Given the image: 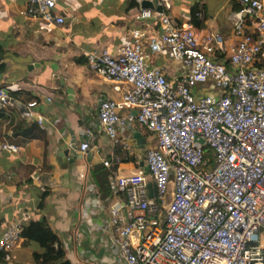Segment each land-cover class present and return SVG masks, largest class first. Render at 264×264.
<instances>
[{
    "label": "built area",
    "instance_id": "built-area-1",
    "mask_svg": "<svg viewBox=\"0 0 264 264\" xmlns=\"http://www.w3.org/2000/svg\"><path fill=\"white\" fill-rule=\"evenodd\" d=\"M58 3L28 0L24 14L59 27L66 17ZM238 3L237 41L229 46L215 34L201 35L192 22L175 21L163 7L140 12L159 20V34L147 43L136 30L118 54L105 48L87 56L93 70L124 87L120 100L99 103L106 134L118 141L119 129L139 123L155 138L145 153L147 173L112 175V191L123 199L111 212L110 242L123 264H264V0ZM145 43L151 54L169 57L172 79L150 63ZM218 49L226 62L214 58ZM13 103L0 76V109ZM34 104L25 111L29 118ZM20 148L0 140V155ZM90 150L81 144V153ZM27 219L0 234V252L20 245Z\"/></svg>",
    "mask_w": 264,
    "mask_h": 264
},
{
    "label": "crops",
    "instance_id": "crops-1",
    "mask_svg": "<svg viewBox=\"0 0 264 264\" xmlns=\"http://www.w3.org/2000/svg\"><path fill=\"white\" fill-rule=\"evenodd\" d=\"M168 3L162 7L179 23L192 22L191 10L199 5L201 35L215 34L225 46L237 41L233 14L240 8L238 0ZM27 7L28 0H0V76L9 95L18 92L6 109L10 119L2 126L1 140L21 147L16 154L0 155V234L24 217L27 223L45 219L71 262L123 264L110 242L111 212L123 199L112 191V175L145 170L141 163L155 138L139 123L119 129L118 141L106 134L98 118L99 103L120 100L124 87L117 89V83L93 70L87 56L105 48L118 54L136 30L147 43L159 34V20L139 18L140 0H59L57 12L66 21L47 28L24 14ZM214 58L226 62L220 49ZM149 61L161 66L169 79L174 77L167 55L151 54ZM34 102L29 118L25 111ZM122 113L136 115L137 110ZM135 133L141 134V145ZM84 142L91 147L86 154L80 152ZM115 158L112 167L104 165ZM43 252L39 244L23 238L0 264H36L34 254Z\"/></svg>",
    "mask_w": 264,
    "mask_h": 264
},
{
    "label": "trees",
    "instance_id": "trees-1",
    "mask_svg": "<svg viewBox=\"0 0 264 264\" xmlns=\"http://www.w3.org/2000/svg\"><path fill=\"white\" fill-rule=\"evenodd\" d=\"M136 4L133 2V5ZM239 8V7H238ZM199 5H195L191 10V21L196 27L201 26V19L198 16ZM2 51L0 47V60ZM4 69V64L0 63V71ZM11 97L18 99V92H11ZM10 119L5 109H0V140L4 136L1 133L2 126ZM22 126V124H20ZM22 237L27 242H35L43 249V253H35L34 261L36 264H75L65 258L62 248L58 244V237L49 227L45 219L34 220L26 223L23 227ZM12 251V250H11ZM11 251L0 252V263L6 262L11 256Z\"/></svg>",
    "mask_w": 264,
    "mask_h": 264
},
{
    "label": "water",
    "instance_id": "water-1",
    "mask_svg": "<svg viewBox=\"0 0 264 264\" xmlns=\"http://www.w3.org/2000/svg\"><path fill=\"white\" fill-rule=\"evenodd\" d=\"M156 4H158V0H142L141 7L143 9H156L157 11L162 12L163 7L162 6L156 7ZM135 138L137 139V143L139 145H141L143 143V139L141 138L140 133H135ZM73 146H75V145H73ZM141 165L144 166L145 171L147 173L149 170V167L147 165H145L144 161H142ZM148 188L150 190V197L153 198L155 196V193H156L155 184L153 182H150L148 184Z\"/></svg>",
    "mask_w": 264,
    "mask_h": 264
},
{
    "label": "rangeland",
    "instance_id": "rangeland-1",
    "mask_svg": "<svg viewBox=\"0 0 264 264\" xmlns=\"http://www.w3.org/2000/svg\"><path fill=\"white\" fill-rule=\"evenodd\" d=\"M124 172L126 173V172H127V170H126V169L122 170V173H124Z\"/></svg>",
    "mask_w": 264,
    "mask_h": 264
}]
</instances>
